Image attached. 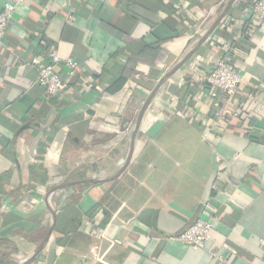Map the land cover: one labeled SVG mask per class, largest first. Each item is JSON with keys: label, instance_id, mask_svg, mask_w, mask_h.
Masks as SVG:
<instances>
[{"label": "crops", "instance_id": "0c3cea01", "mask_svg": "<svg viewBox=\"0 0 264 264\" xmlns=\"http://www.w3.org/2000/svg\"><path fill=\"white\" fill-rule=\"evenodd\" d=\"M10 1L0 42V264H264V20L251 15L255 0L0 8ZM50 49L61 77L68 59L76 63L57 98L32 64ZM226 52L246 79L239 115L217 121L225 94L203 80ZM200 217L210 237L194 247L178 236ZM94 246L107 263L86 258Z\"/></svg>", "mask_w": 264, "mask_h": 264}, {"label": "built area", "instance_id": "2783aa9c", "mask_svg": "<svg viewBox=\"0 0 264 264\" xmlns=\"http://www.w3.org/2000/svg\"><path fill=\"white\" fill-rule=\"evenodd\" d=\"M15 10L16 4L12 1L5 3L0 8V42L6 37L7 29L14 18ZM251 15L259 21L264 20V0L254 1ZM69 19H72V14L69 16ZM227 53L228 52L218 60L216 67L209 72L203 80L204 85L217 88L225 94V104L217 108L214 112L217 121L223 119L228 120L230 116L239 115L240 105L236 101V97L246 79V74L232 65L231 56ZM61 61L59 53L54 49H50L47 52V59L45 60L39 57H34L32 59V64L35 65L39 71L37 82L45 88L47 98L59 97L67 88L71 77L76 73V63L68 59L65 64L69 70V75L67 78L61 77L57 71V66ZM98 88L100 90L102 89L100 86H98ZM45 188L46 187H37V190L44 193ZM205 207L211 212H215V209H213L211 205L207 206L206 204ZM210 231V220L200 217L194 225L179 235L178 238L194 247H204L206 241L210 237ZM112 243H120V241L115 240ZM215 255L220 262H225V258L221 253L216 252ZM86 258L107 263L104 255L100 254L98 246H94L91 254L86 256Z\"/></svg>", "mask_w": 264, "mask_h": 264}, {"label": "water", "instance_id": "95a60500", "mask_svg": "<svg viewBox=\"0 0 264 264\" xmlns=\"http://www.w3.org/2000/svg\"><path fill=\"white\" fill-rule=\"evenodd\" d=\"M212 30H213V29H212ZM212 30L209 31V33H207V36L210 35V33L212 32ZM205 38H206V36L203 38V41L205 40ZM168 76H169V75H166V76L162 79V81L159 82V84H158V86L156 87V89H155V91L153 92V94L156 93V91L158 90V88L161 86V84H162L164 81H166V79H167ZM142 115H143V111H142ZM142 115H141V117H142ZM130 159H131V157H129V159H128L126 165H128V163L130 162ZM126 165H125V167H126ZM72 192H73V191H72V188H70L69 191H68V193H66V195H65L64 197L61 198V205H59V209H61L62 207H64V206H66V205L69 204V199H67V197H70L71 194H72Z\"/></svg>", "mask_w": 264, "mask_h": 264}]
</instances>
